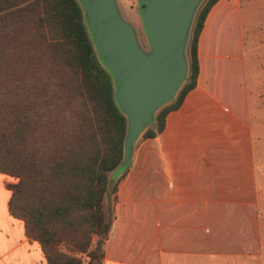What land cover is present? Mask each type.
<instances>
[{"label":"crops","instance_id":"1","mask_svg":"<svg viewBox=\"0 0 264 264\" xmlns=\"http://www.w3.org/2000/svg\"><path fill=\"white\" fill-rule=\"evenodd\" d=\"M130 22L138 0H117ZM197 83L164 130L135 144L103 264H264V0H218L198 40ZM0 264L40 251L8 211Z\"/></svg>","mask_w":264,"mask_h":264},{"label":"trees","instance_id":"2","mask_svg":"<svg viewBox=\"0 0 264 264\" xmlns=\"http://www.w3.org/2000/svg\"><path fill=\"white\" fill-rule=\"evenodd\" d=\"M218 0H204L188 42L189 72L141 140L155 138L199 74L198 40ZM78 0H0V173L15 179L9 214L47 264H103L128 168L127 118Z\"/></svg>","mask_w":264,"mask_h":264},{"label":"water","instance_id":"3","mask_svg":"<svg viewBox=\"0 0 264 264\" xmlns=\"http://www.w3.org/2000/svg\"><path fill=\"white\" fill-rule=\"evenodd\" d=\"M78 1L98 59L113 79L115 102L127 118L124 158L111 174L114 182L131 164L135 144L156 113L187 79L186 49L204 0H138L150 51L140 45L117 0Z\"/></svg>","mask_w":264,"mask_h":264},{"label":"rangeland","instance_id":"4","mask_svg":"<svg viewBox=\"0 0 264 264\" xmlns=\"http://www.w3.org/2000/svg\"><path fill=\"white\" fill-rule=\"evenodd\" d=\"M202 3H201V5H202ZM121 13H122V11H121ZM122 16H123V18L126 19V17L123 15V13H122ZM126 20L129 21L128 19H126ZM130 23L134 26V28L136 30V33H137V36H138V40H139L140 45L142 46V48L144 50H146V51H150V43H149V40H148L146 31H145V27H144V24H143L142 20L140 19V20H136V21H133V22H130ZM189 40H190V37H189ZM187 49H188V45H187ZM187 49H186V54H187V58H188ZM140 139H141V137H140ZM3 177H4L5 184H15L17 182V179H15L14 177H12L10 175L4 174ZM4 193H5V196H6V192H3V194H1V196H0L1 198L4 196ZM32 264H47V261L44 258V255L41 254V252L39 251L37 253V255L34 254Z\"/></svg>","mask_w":264,"mask_h":264}]
</instances>
